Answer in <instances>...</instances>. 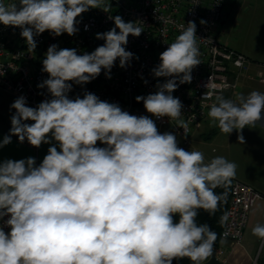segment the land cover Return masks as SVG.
Instances as JSON below:
<instances>
[{
	"label": "clouds",
	"instance_id": "obj_1",
	"mask_svg": "<svg viewBox=\"0 0 264 264\" xmlns=\"http://www.w3.org/2000/svg\"><path fill=\"white\" fill-rule=\"evenodd\" d=\"M91 8L109 10L104 0H0V24L20 28L31 53L34 37L45 31L75 35L77 17ZM109 18L115 27L96 34L105 43L91 53L49 46L42 61L48 78L37 87L47 88L50 99L29 107L21 95L10 106V134L0 147L14 135L37 148L54 140L59 151L50 146L38 166L34 157L0 162V264H173L182 258L202 264L213 255L217 233L197 223L198 210L214 215L227 202L237 165L223 156L205 162L201 151L178 147L175 134L160 133L149 116L132 115L94 93L69 98V81L89 83L102 69L111 78L117 59L121 68L133 59L124 46L143 28L119 15ZM199 55L196 24L189 21L152 69L165 82L136 101L186 130L184 106L172 93L191 83ZM208 115L210 126L226 134L237 130L244 144L242 130L264 119V92L235 100L218 94ZM98 141L105 147H97ZM217 187L225 191L217 194ZM230 215L223 213L221 226ZM251 231L264 240V224Z\"/></svg>",
	"mask_w": 264,
	"mask_h": 264
},
{
	"label": "built area",
	"instance_id": "obj_2",
	"mask_svg": "<svg viewBox=\"0 0 264 264\" xmlns=\"http://www.w3.org/2000/svg\"><path fill=\"white\" fill-rule=\"evenodd\" d=\"M227 1L104 0L105 5L109 6L108 12L91 8L82 13L77 17L78 32L72 36L67 33L54 36L49 31L35 36L37 47L31 53L20 35V28L0 24V72L4 73L0 76V90L9 91L15 99L23 95L27 104L33 107L50 99L47 88L37 87L48 78V74L42 71V61L49 46L56 44L58 49L75 48L77 54L91 53L105 43L102 39H96V34L115 27L109 17L119 15L125 22H136L144 30L139 37L129 35L128 43L124 46L126 51L134 54L133 59L124 68L119 66L117 59L110 72L111 78L102 69L100 75L89 83L78 85L69 81L72 90L68 95L70 99L76 96L83 98L85 92H91L101 100L117 103L122 110L132 115H151L145 110L143 102H137L135 98L156 92V85L165 82L166 78L154 77L152 69L160 63V54L192 21L196 24L200 52L198 59L201 63L192 70L191 83L179 84L172 93L184 106L180 119L188 123V128H177V121L166 116H153L160 133L164 126L171 125L176 134L182 137V144L188 147L191 144L189 136L201 128L215 96L219 94L225 97L229 93L231 97L234 96L250 68V57L224 43L217 34L216 28ZM12 2L16 0H5V3ZM201 20L205 23L201 24ZM208 92L213 93L212 97L204 99V94ZM262 197L263 194L254 186L233 179L227 209L231 215L222 228V241L242 244L250 210ZM2 224L0 221V226ZM4 231L7 233L10 229L4 227ZM216 250L220 252L218 248ZM222 262L225 264L224 260Z\"/></svg>",
	"mask_w": 264,
	"mask_h": 264
},
{
	"label": "crops",
	"instance_id": "obj_3",
	"mask_svg": "<svg viewBox=\"0 0 264 264\" xmlns=\"http://www.w3.org/2000/svg\"><path fill=\"white\" fill-rule=\"evenodd\" d=\"M231 8L220 27V39L239 51L247 54L251 64L234 96L227 94L225 99L235 100L238 94L247 95L253 90L264 92V0H231ZM263 6V7H262ZM11 97V101L7 98ZM12 93L0 90V142L10 134L11 115L15 109ZM29 107H33L27 104ZM29 123L31 121H28ZM31 124V123H30ZM222 133L220 129L216 131ZM223 134V133H222ZM229 136L227 158L237 165L234 179H240L258 189L263 197L252 207L248 223L244 230L242 244L234 245L230 240L221 241L218 256L225 264H264L263 240L252 234L256 224H264V119L242 130L244 144L237 140L238 132L233 130ZM38 156V158H37ZM34 157L37 166L43 160L40 148L19 142L17 136L11 137V143L0 147V162L7 159L20 160ZM263 257V258H262Z\"/></svg>",
	"mask_w": 264,
	"mask_h": 264
},
{
	"label": "rangeland",
	"instance_id": "obj_4",
	"mask_svg": "<svg viewBox=\"0 0 264 264\" xmlns=\"http://www.w3.org/2000/svg\"><path fill=\"white\" fill-rule=\"evenodd\" d=\"M231 0H228L225 5H224V11H223V15L222 18L220 19V21L218 22L217 25V34L219 35V30L220 27L222 26L223 21L226 19V16L228 14V11L231 8ZM263 7V6H262ZM10 101H11V97L8 96L7 97ZM15 113V112H14ZM12 116V115H11ZM151 119L154 120L155 119L152 115H148ZM26 123H29L28 121H26ZM30 123H33L32 121ZM29 123V124H30ZM156 124V122H155ZM7 127H11V124H4ZM157 126V124H156ZM158 129V126H157ZM219 128L218 127H213L210 126V117L208 115V117L205 119V121L203 122L201 128L196 129L195 131H193V133L189 136L190 138V146L185 147L182 143V137L179 136L178 134H176L173 126L171 125H166L162 128V133L164 132H171L173 134L176 135L177 137V142H178V147H181L185 150H198L201 151L204 156H205V162L210 161L213 157L216 156H223L225 157L227 160V153H228V142H229V136L226 135V133H218L216 131H218ZM27 143L29 144V142L27 141ZM56 145L57 149L59 151V146L58 144L52 140L51 144H41L40 148V157L43 159L47 154H48V148L52 145ZM97 147H105V145L101 144L99 141L97 142ZM38 158V156H37ZM42 162V161H41ZM40 162V163H41ZM230 162H234V161H230ZM235 163V162H234ZM263 245H264V240H263ZM264 255V252H263ZM263 258V257H262ZM261 264V262H260Z\"/></svg>",
	"mask_w": 264,
	"mask_h": 264
},
{
	"label": "trees",
	"instance_id": "obj_5",
	"mask_svg": "<svg viewBox=\"0 0 264 264\" xmlns=\"http://www.w3.org/2000/svg\"><path fill=\"white\" fill-rule=\"evenodd\" d=\"M214 191L217 194H222L225 191V189L223 187H217L216 189H214ZM227 191H228L227 202L226 203L221 202L218 210L216 211V213L214 215H210L209 213L205 212L203 209L198 210L197 223L198 224H207L210 226L212 231L217 233V241L214 244V250L219 248L221 241H222L221 231H222L223 226H221L219 221H220V217L223 215V213L227 212V209H228V206L230 203V199H231L232 183L228 187ZM177 219H178V217H177ZM203 262H205V261H203ZM173 264H192V262L188 258H182V259L174 260Z\"/></svg>",
	"mask_w": 264,
	"mask_h": 264
},
{
	"label": "water",
	"instance_id": "obj_6",
	"mask_svg": "<svg viewBox=\"0 0 264 264\" xmlns=\"http://www.w3.org/2000/svg\"><path fill=\"white\" fill-rule=\"evenodd\" d=\"M202 264H223L221 258L218 256V251L215 249L213 255Z\"/></svg>",
	"mask_w": 264,
	"mask_h": 264
}]
</instances>
